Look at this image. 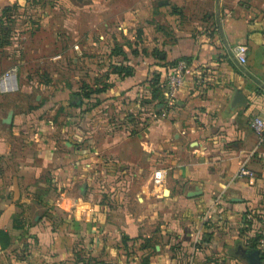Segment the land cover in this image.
Here are the masks:
<instances>
[{"label":"crops","instance_id":"0c3cea01","mask_svg":"<svg viewBox=\"0 0 264 264\" xmlns=\"http://www.w3.org/2000/svg\"><path fill=\"white\" fill-rule=\"evenodd\" d=\"M218 5L264 83V0ZM0 25V61L34 88L0 91V264H249L264 90L215 0H0Z\"/></svg>","mask_w":264,"mask_h":264},{"label":"built area","instance_id":"2783aa9c","mask_svg":"<svg viewBox=\"0 0 264 264\" xmlns=\"http://www.w3.org/2000/svg\"><path fill=\"white\" fill-rule=\"evenodd\" d=\"M245 48L243 46L237 45L234 47L233 55L236 57L239 63H244ZM188 72V64L183 59H178L175 63L168 69V72L165 77L164 86L167 95V105L173 103L175 93L179 86L183 82L185 74ZM16 89V80H15V69L9 68L5 70L0 76V91L1 92H10ZM250 126L253 131L257 134L259 138L264 137V120L259 117H253L250 121ZM264 158V153L262 154ZM239 175L248 176L249 173L246 170L240 169ZM154 181L159 180V173L155 171L153 174ZM251 218V217H250ZM257 234L256 247L260 250H264V218L258 219L257 224Z\"/></svg>","mask_w":264,"mask_h":264},{"label":"water","instance_id":"95a60500","mask_svg":"<svg viewBox=\"0 0 264 264\" xmlns=\"http://www.w3.org/2000/svg\"><path fill=\"white\" fill-rule=\"evenodd\" d=\"M215 21H216V27H217V31H218V34L220 36V39L222 40V43H223L228 55L230 56V58L236 63V65L244 73V75H246L257 86H259L260 88H262L264 90V83L261 82L259 79H257L255 76H253L251 73H249L246 70V68L236 60L233 53L230 51L227 43L225 42V39H224L223 34H222V30H221V24H220L218 0H215ZM233 97L236 101H240V102L244 101L241 94L237 91L234 92ZM246 258L248 259L249 264H260V261L258 259V251L256 249L247 250Z\"/></svg>","mask_w":264,"mask_h":264},{"label":"trees","instance_id":"16d2710c","mask_svg":"<svg viewBox=\"0 0 264 264\" xmlns=\"http://www.w3.org/2000/svg\"><path fill=\"white\" fill-rule=\"evenodd\" d=\"M3 10H7V9H3ZM0 35H2L1 36V43H5L6 39L4 40V38L7 36H5L6 35V29H4L3 25H0ZM174 63H175V61H174ZM174 63L170 64L168 68H170ZM114 69L123 76H128L132 73L131 68L129 66L120 65L118 67H115ZM88 90L89 89L84 85L80 87L81 93L85 96H87L91 92V91L89 92ZM260 218H264V214L257 215L254 213V218L250 219L249 221H246V223H247V225L255 224V227L252 230L253 233H252V238L250 240L249 246L258 251V259L261 262V264H264V250H260L256 247V239L258 237L257 224H258V219H260ZM0 235L4 236L6 238V234L4 232L0 231Z\"/></svg>","mask_w":264,"mask_h":264},{"label":"rangeland","instance_id":"374dc122","mask_svg":"<svg viewBox=\"0 0 264 264\" xmlns=\"http://www.w3.org/2000/svg\"><path fill=\"white\" fill-rule=\"evenodd\" d=\"M36 40L37 39H33L31 41V43H29V44H33ZM20 46H25L26 47V43L22 42L20 44ZM1 58H2V56H1ZM30 60H32V61L35 60L36 61V58H34V56H27L26 55V57L24 59V64H26L28 66L31 65L32 61H30ZM10 64H11V62H9V61H8V63L5 60H3L2 62L0 61V73L2 74L6 70V67L8 68V66ZM26 72L30 73V76H37V73H38L37 71H33L32 69L26 70ZM16 80H17V89L14 92L10 93L9 95H19L20 97H22L23 94L27 95V94H30V93L31 94L34 93V91L32 90V89H34L33 87H32V89L25 88V87L22 88V85L24 86V84H23V81H22V76H20V70L18 72H16ZM24 89H25V91H24Z\"/></svg>","mask_w":264,"mask_h":264}]
</instances>
